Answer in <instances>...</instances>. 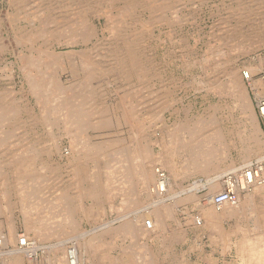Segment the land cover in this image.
<instances>
[{
  "label": "rangeland",
  "instance_id": "obj_1",
  "mask_svg": "<svg viewBox=\"0 0 264 264\" xmlns=\"http://www.w3.org/2000/svg\"><path fill=\"white\" fill-rule=\"evenodd\" d=\"M43 1L47 3V1L51 0H38V2ZM159 1L161 2L162 0H157L155 4V1L150 4L151 6L153 4L156 6ZM15 2L10 5L8 0H0V18L4 19H0V22L4 21L0 27V42L2 43V46H0L3 47V50L0 47V89L5 90L7 93L10 91L11 93L7 94L9 97L7 98L8 101L13 103L16 101L14 104L21 110L11 135L0 146V194H4L0 195V264H14L7 257L9 255L5 254L15 248L24 249L19 254L20 262L18 264H61L60 258L65 254L67 247V249L74 247L77 250L78 264H143L145 261L146 264H152L149 257L151 253H157L158 264H171L169 260L172 257L170 255L172 253L171 247L175 249V246L167 244V241L173 237L174 233L172 232L176 224L183 228L185 226L189 227L188 231H190L189 233L192 236V238H179L178 253L184 254L188 252V244L186 242H191V260L195 261L197 256L193 252L200 249V247H205L207 250L211 249V244L216 240L215 244L222 251L223 264H241L236 245L237 241L230 240V230L234 231L235 229L236 231L240 229L242 227L241 224L244 226L253 224L254 217L251 214H246L228 217L221 216L219 218L217 215L218 221L223 220L220 228L227 236L218 239L208 238L205 236L204 230H219L218 225L217 228H213L212 222L209 226H205L202 222V225L199 226L195 225L193 221V217L201 211L200 206L206 204L204 196L207 189L205 188H200L196 192L192 191L194 197L201 198L198 202L190 201L184 205L178 204L176 207H169L159 217L163 220L161 225L156 228L153 225L152 229H148L146 233L136 231L131 236L127 232L118 234L109 229L99 230L94 233L90 232L91 234L88 233L82 236H79L78 233L85 230L89 231V229L91 230L104 222L112 220V218L113 220L118 218L119 215L127 214L128 221L130 219L133 221L134 214H140L145 219L149 218L146 216L147 209L145 208L149 199L147 200L145 196L143 181L140 180L142 178V169L137 166L138 159L141 156L145 161L141 165L146 166L145 169L148 172H154L155 169L163 171L167 178L170 179L169 183L172 184L173 190H186V188L194 186V181H199L196 186H200L205 181L203 179H206L210 173H199L193 170V168L188 167L194 161L192 153L186 154L177 149L172 150V146L170 145L171 140L180 137V131L177 130V127L181 130L189 125L191 127L196 126L198 129L203 128V131L220 129L224 136L221 140L214 138L210 149L217 152L215 155L217 154L222 168H227L231 161L234 165L246 162L247 160L242 157V150L247 144L249 145L252 142L254 136L258 139L262 148H264V123L263 117L259 112V103L264 102V42H262L264 41V0H175L171 3L175 5L171 10H176V14L172 15L170 12L164 14L169 19L167 20L168 23L166 22L167 24L156 12L157 6L155 9L154 5L152 7L148 6L150 5L149 3L148 5H144L134 16L143 18L149 22L148 29H145V32H143L144 37H142L140 47H144L142 51H144L148 58L151 57L149 58L151 61H154H152V64L155 65V72H146L145 76L141 77L135 74L129 75L126 80L127 82L118 81L116 77L117 71L115 72V70L105 73L103 69H100L96 73L97 77L96 74H93L96 78L100 77L102 79L101 81L100 78L96 79L94 77L96 79H94V85L98 86L93 91L94 107L96 108H93L92 115L95 119H91L93 117H91L92 115L90 116L91 123L88 124L87 129L84 128L83 135L78 137V142L73 143L75 147L73 150L71 149V136L65 134L63 122H57L56 126L52 125L50 127V124L39 121V118H36L34 121L31 120V122L27 113L23 112V110H29L30 108L38 113V109H36L37 107L33 103L36 102L34 95L30 94L26 77L19 70L17 63V52L21 49L25 53V50L30 46L29 42L26 43V39H22L23 41L20 40V42L15 44L12 32L19 31V28L22 27V30L17 33L19 35L28 33L26 29H29L28 24L33 23L31 21L33 18L32 14L34 13L31 14V9H35L33 7L35 3L30 0H16ZM54 2L57 1L55 0ZM151 8L152 11L150 10ZM55 9L57 8L53 7V18L60 15V9ZM16 10L20 13L18 16L14 14ZM149 11L151 12L150 15H148ZM93 13V11L89 12V15L91 14L90 18L94 15ZM8 14L10 15L8 16ZM94 21L99 26V29H102V24L97 19H94ZM137 27L139 26L137 25ZM7 31H10L9 35L6 34ZM100 35L99 33L94 34L90 38L92 40L88 41L89 43L87 42L88 46L93 47L92 52L95 50L94 54L91 53L92 60L102 58L101 55L104 52L101 50V46L96 44L102 37ZM104 37L111 39L108 32ZM180 37L186 38L187 44L183 43L186 42L185 39L178 43V40L181 39ZM38 39L42 40L39 41ZM60 39L64 40L61 36H54L51 39L48 38L47 43H50L49 45L52 47L56 46V50L62 51L61 55L64 54L65 57H68L67 55L70 56L71 49L79 51L88 47L85 46V43H80V41H78L77 46H61L57 44L61 43L59 42L62 41ZM43 40L42 36L38 37L35 40L36 45H40ZM187 47L191 51H188ZM9 51H12V53ZM65 51H68V53ZM64 55L62 59H64ZM176 58L178 59L175 61ZM62 64L63 66L60 64L59 67H56V78L61 81L70 80V73L64 68L66 67V62L62 61ZM156 68H159L158 72H156ZM248 72L249 77L246 76ZM153 74L157 76L153 77ZM136 78L138 81H136ZM157 78L160 80L156 81ZM231 78L237 88L242 89L244 92L248 106L244 110L239 106V102H237L239 100L238 97L234 96V93L229 89L228 85ZM129 83L131 84L129 85ZM105 84L108 85L106 86ZM15 98L17 99L15 100ZM120 99H122L123 104ZM123 108H128V110H124ZM121 111L124 112L126 117H124ZM94 121H97L94 124L96 126L92 127ZM35 124L36 126L34 127ZM140 127L141 130L139 129ZM6 128L0 129V136L3 135ZM174 129L177 132L176 135L172 134L175 132L173 131ZM139 130L143 132H139ZM200 132L202 131L200 130ZM169 135H171V139ZM86 143L93 146L103 145L104 149L100 152L96 150L97 153L95 151L82 153V146ZM172 143L175 144L176 142ZM28 144L36 145L37 152L24 151V147ZM210 149L209 154L212 152ZM138 150L141 152L139 151L138 153ZM95 153L97 155L94 156ZM82 154L85 156H82ZM139 154L142 155L140 156ZM201 157H203V161L208 158L205 154ZM256 157L257 155L252 156L250 161H256ZM135 161L136 164L134 163ZM174 162L176 163V168L173 166ZM257 162L262 163L264 169V159L257 160ZM87 171H90L89 174ZM191 171L194 172L192 173ZM79 172H84V176ZM176 175L180 176L177 178V181L175 180ZM82 176L86 179L84 180ZM199 178L203 181L200 182ZM28 179L30 183L27 181ZM15 180H18V182ZM83 182H86V184H83ZM90 183L91 187H89ZM100 184L102 187H100ZM64 185L66 186L63 187ZM150 185V188L153 189L154 184ZM62 188L70 192L69 204L74 200V207L77 205L75 215L71 214L70 216L74 217L78 226V232L72 233L79 237L72 238L73 234L67 230L68 226H54L59 222L62 224L68 222L67 216L60 210L58 200H56L62 192ZM82 192L84 197H81ZM98 193L101 194L98 195ZM185 194H187V191H185ZM26 195L27 199L25 200L23 198ZM181 196L183 197L184 195ZM90 198L91 200L89 201ZM154 198L153 193L152 199ZM172 201L170 202L172 203ZM170 202L168 203L171 204ZM166 213L169 216L165 217ZM25 215L34 221L36 220V222H40V225L37 223L39 228L42 225L47 226L46 232H39L40 235H36L28 229L27 224H25ZM158 216L159 213L155 215L156 219H158ZM234 218L243 219V222L231 221ZM257 218L262 217L258 216ZM118 222L115 221L114 224L116 225ZM41 228L43 230V227ZM51 231L53 232L52 235H44V233H51ZM10 233L12 234V239L8 240ZM68 237L69 239L67 240ZM23 238L26 239V244L22 246L19 244V240ZM59 240L63 241L62 248L55 249V245L60 242ZM30 244L34 248L30 249L31 251L29 250ZM142 251L147 252L146 254L144 253L143 257H139ZM2 252L4 253L2 254ZM30 252L33 254L31 255ZM28 255L32 257L30 258ZM136 255H138V258ZM217 255L220 256L219 254ZM142 259L146 260L142 262ZM15 264L17 263L15 262Z\"/></svg>",
  "mask_w": 264,
  "mask_h": 264
},
{
  "label": "bare ground",
  "instance_id": "obj_2",
  "mask_svg": "<svg viewBox=\"0 0 264 264\" xmlns=\"http://www.w3.org/2000/svg\"><path fill=\"white\" fill-rule=\"evenodd\" d=\"M15 1L16 0H8V3L10 2L9 4L11 5ZM30 1H33L35 3V6L36 7L33 6L35 8L34 10H32L30 8L31 9V14L32 13H34V14H32L33 15L32 16L33 18H32V21H31L33 23L30 22L32 25L31 24H28L29 25V29H26L28 31V33H26L24 35H19L18 33H19V31L22 30L21 29L22 27L19 28V31H13L11 29V31H13L12 32V35H14L13 38L15 40V42H14L15 44L18 43V42H20V40H22V39H26L25 40L26 43L29 42V46H30V47L27 46L28 49L25 50L26 51L25 53H23V50H21V49L17 52V59H18V62L17 63H18L19 70L26 77L27 85H28V89L30 91V94L34 95V99H35L36 102H33V103H35V107H37L36 109H38V113H36L33 109H30V108H29V110H25V111L23 110V112L27 113V116L29 117L30 121L31 120L34 121V120H36V118L37 119L39 118V121L46 122V124H50L49 125L50 127H52V125H55L57 122H63V125L65 127L64 128L65 134L71 136V149L73 150V149H75L73 143L78 142V137L81 136V135H83L84 128L87 129L88 128V124L91 123V119H93V120L95 119L93 117V115H92L93 114V112H92L93 108H96V107H94L95 106V100L93 99V96H94L93 91H94V89L96 87H98V86L94 85V81L96 79H99L100 78V77L99 78H96L97 77V74L96 73L100 69H103L105 71V73L106 72H109L111 70L112 71L115 70V72L117 71V76L116 77H117L118 81H125V82H127L126 80L129 77V75L135 74V75L141 77V76H145V73L146 72H152V73L155 72V68H154L155 65L152 64V61L153 60L151 61L149 59L151 57L148 58V56L144 53V51H142V50H144V47L143 48L140 47V43H142L141 42L142 41V37H144L143 36V32H145V29H148L149 22H148V20H145L143 18L134 16V14L139 9L143 8L144 5H148V3L149 4L150 3L152 4L154 1H155L154 2V4H155L157 2V0H56L57 2H54L55 0H51V1H47V3H46V1L38 2V0H30ZM174 1L175 0H168V1L162 0L161 2L159 1V3L156 5L157 6V9H156V6L153 4L155 6L156 12H158L159 17H161L162 19L165 20V24L168 23L167 20H169V19L164 14H167L169 12L172 15L173 14H176V10H171L175 6V5L171 4ZM257 3H260V2H257ZM151 4L148 5V6H151ZM49 5H51V6L49 7ZM178 6H179V4H178ZM53 7L54 8H57V9H60V15H58V16L56 15L57 16L56 18H53ZM57 9H55V10H57ZM150 10L152 11V8ZM153 10H154V8H153ZM217 10H219V9H217ZM90 11H93L94 12L93 13L94 15L92 16V18H90V15L91 14L89 15V12ZM150 13L151 12L149 11L148 15H150ZM225 13H227V12H225ZM10 14H8V16ZM14 14H15V16L16 15L18 16V14H20V13H19L18 10H16L14 12ZM12 15H13V13H12ZM172 15H171V17H172ZM263 17H264V15H263ZM154 18H155V16H154ZM94 19H97L102 24V29H99V26H97V24L95 23ZM1 20H4V19L2 18ZM35 20H37L38 22L35 21ZM132 20H133V22H132ZM7 21H9V20H7ZM135 21H136V24L139 27H137V25L135 24ZM3 22L4 21L0 22V27L2 26V23ZM19 23L21 24V22H19ZM8 25H10V24H8ZM18 26H19V24H18ZM98 29H99V31H98ZM95 31L97 33L101 34L100 36H102L100 38V40L98 38L99 35H98V37L96 36L98 38V40L100 41V42L98 41L96 44H98L99 46H101V48H102L101 50L104 51L103 54L101 55L102 58H100L98 60H92L91 53H93L95 50L92 52V48L93 47H90V45L89 46L87 45V42L90 41V40H92L90 38H92V36H94V34H97ZM9 32L7 31L6 34L9 35ZM107 32H108L109 36L111 37V39H108V38H105L104 37V35ZM196 33H198V32H196ZM0 34H1V32H0ZM7 35H6V37H7ZM40 36H42V38H44V40H43V42L40 45H36L35 40H37V38L40 37ZM54 36H57V37L61 36V38L64 39V40L60 39V40H62V41H59L61 43H57L58 45H61V46L62 45L66 46V47H69V46L71 47L73 45L74 46H77L78 41H80V43L83 42V43H85V46H88V47H85V48H83L82 50H79V51H77V49H75L76 51H73V49H71L73 52L72 51L70 52V56L67 55L68 57H65V55L63 54L64 55V59H62V56H63V55H61V52L62 51L61 52L57 51L56 50V46L52 47L51 45H49L50 43L49 44L47 43L48 38L51 39ZM106 37H107V35H106ZM183 39L186 40V38H181L180 40H178L179 41L178 43H180L181 40H183ZM40 40H42V39H40ZM55 42H56V40H55ZM262 42H264V41H262ZM53 43H54V41H53ZM183 43L187 44V40H186V42H183ZM183 43H181V44H183ZM0 45L2 46V43L1 42H0ZM141 45H143V44H141ZM220 46H222V45H220ZM182 47H183V45H182ZM191 47H193V45H191ZM1 48L3 50V47H1ZM98 49H99V47H98ZM187 49H188V47H187ZM189 50L190 49H188V51ZM9 52L12 53V51H9ZM65 52L68 53V51H65ZM218 52H219V50H218ZM183 53H186V52H183ZM95 59H96V57H95ZM177 59L178 58H176L175 61ZM196 60H197V58H196ZM62 61H65L66 62V67H64V68H65V70L68 73H70V76H71L70 77V80H63V81H61L60 79H57L56 78L57 77L55 75V72L57 71L56 70V67H59L60 64H61V66H63ZM102 63H104V65H102ZM96 64L99 65V66H97ZM156 69H157L156 72H158V69L159 68H156ZM93 74H96V77ZM246 74H247L246 76L249 77V75H248L249 72L246 73ZM14 75H15V73H14ZM155 76H157V75H154L153 74V77H155ZM106 78H107V76H106ZM158 79L159 78H157L156 81H158ZM218 80H220V79H218ZM101 81H102V79H101ZM136 81H138L137 78H136ZM176 81H178V80L176 79ZM169 82H171V81H169ZM113 83H115V82H113ZM198 83H199V81H198ZM101 84H103V83H101ZM101 84H99V85H101ZM130 84L131 83H129V85ZM166 85H168V84H166ZM131 86H133V85H131ZM228 86H229L230 91H232L234 93V96L236 95L238 97L239 100H237V102H239V106L243 110L246 109L248 106H247V102H246V98L244 96L243 90L237 88V86L233 82V79L232 78L230 79V82H229V85ZM215 87H217V86H215ZM97 89H100V88H97ZM101 90H102V88H101ZM101 90H99V91H101ZM195 90H199V89H195ZM8 93L5 90L0 89V129L3 128V127H7L4 130L3 135L0 136V146L3 145V142L6 141L5 139H7L11 135L12 130L15 128L16 120H18L17 118H18V115L20 114L19 112H21V110L14 104V103H16V101L14 103L11 102V101H8V99H7V98H9L8 97V95H9ZM221 94H223V93H221ZM125 95H126V93H125ZM155 95H156V93H155ZM121 96H123V95H121ZM121 96H119V97H121ZM217 96H219V95H217ZM104 98H105V96H104ZM16 99L17 98H15V100ZM100 99H103V98H100ZM120 101H121V103L123 102L122 99H120ZM155 101H153V102H155ZM97 103H99V102H97ZM20 105H22V104H20ZM24 105H26V104H24ZM117 106H119V105H117ZM117 106H115V107H117ZM26 107H27V105H26ZM22 108H24V106H22ZM125 109L128 110V108H125ZM121 112L123 113L124 117H126L125 114H124V112L123 111H121ZM259 112L261 113V115L263 117V123H264V102L259 103ZM96 113L98 114V112H96ZM90 116L93 117V118L90 119ZM104 116H103V118H104ZM25 117H26V114H25ZM20 122H18V123H20ZM96 122L97 121H94L93 122V125ZM93 125H92V127H95L96 126V125H94V126ZM35 126H36V124L34 125V127ZM169 127H171V126H169ZM139 129L141 130V127ZM33 130H34V128H33ZM140 130H139V132H143V131H140ZM177 130L180 131V137L181 138L180 137L179 138H173L171 140L172 142H176L175 144L172 143V142L170 143V145L172 146L171 147L172 150L177 149L178 151H181V152L186 153V154H188L189 152L192 153L193 154L192 156H194L193 159H194L195 162L192 161V163H190L188 167L193 168V170H195V171H197L199 173H203V174L204 173L205 174L210 173V175H208L206 179H203L205 181L202 182L203 180L202 179L200 180V178H199L200 182H202V184L200 186H196V184L199 181L192 180V181H194V184H193L194 186L191 187L189 185L190 188H188V189L186 188V190L185 189H182V190H179V191L173 190L174 188L171 187L172 184L169 183V179L168 178H166V180L159 179L158 173L156 172L157 169H155L154 172H148L147 169H145L146 166L144 167V165H141L142 163H145V161L142 159V156H141L142 154H139L141 156V158L138 159L137 166L142 169L141 170L142 178H140V180L143 181L145 196L147 197V200L149 199L148 200L149 201L148 204L145 206V208L147 209L146 216H148L149 218L148 219H145L140 214H134L133 221H132V219H130L132 221L131 222L130 220L128 221L127 214H124L122 216L119 215L120 217L117 215L118 218H116L114 220L112 218V220H109L107 222H104V223L96 226L95 228H92L91 230L89 229V231H86L85 230V231H83L81 233H78L79 236L87 235L90 232L94 233V232L99 231V230L101 231L103 229L104 230H108L109 229L110 231L113 230L114 232H116L118 234L121 233V232L122 233H124V232L126 233L127 232V233H129L131 235V234L135 233L136 231H142L143 233H146V231L148 229L149 230L152 229L153 225L155 226L154 228L159 227L161 225V223L163 222V220H161V218H159V217L162 214H164V212L166 210H168L169 207H172V206L173 207H176L178 204H183L184 205V204H187V202H190V201H197L198 202V200H200L201 198L200 197L199 198H196L192 194H193V192H196V190H199L200 188L207 189V191L205 193V196H204V201H206V204L201 205L200 206L201 207L200 208L201 211L198 213V215H195L193 217V221H194L195 225H199L200 226V225H202V222H203L205 226H207V225L209 226V223L212 222L213 223V228H216L217 225L219 224L218 223L219 222L218 221L219 219L216 218L217 215H218L219 218L221 216H223V217L227 216L228 217V216L239 215V214L240 215H246L244 213V209L242 208L243 206H241V203H242L241 201H242V197H243L242 195H244V193H245L244 197H247L255 189H259L260 187L264 186L263 185V182L264 181L258 182L257 178H254V174L251 171L244 173L243 170L240 169V168H243V167H247L252 162V160L250 161V158L252 156L257 155V157H256L257 160H263L264 159V148H262V145L259 144L260 142L258 141V139L254 136L253 137L254 139H252V142L249 143V145L247 144V146L243 148V150H242V157H244V159L247 160L246 162L244 161L240 165H238V164L237 165H234V163L231 161L230 164H228L227 168H222L221 167V162H220V160H218L217 154L215 155V153H217V152H214L213 150L210 149V147L212 146L211 144L213 143L212 140L214 138L217 139V140H221L223 138L224 135L222 134V132H221L220 129H216V130L214 129L212 131H205V130L203 131V128L202 129H200V128L198 129L196 126H192L191 127L189 125V126L184 127L182 130L177 127ZM200 130L202 132H200ZM173 131H175V129ZM85 134H86V132H85ZM172 134H175L176 135L177 132L175 131ZM171 135H169V138L170 139H171V137H170ZM172 136H174V135H172ZM117 139H118V137H117ZM168 141H169V139H168ZM242 141L245 143L244 140H242ZM246 143H247V141H246ZM9 146H10V144H9ZM35 146L32 145V144H28L26 147H24L23 150L24 151H27V152H31V151L37 152V150H36L37 147L35 148ZM103 149H104V146L103 145L93 146L91 144L89 145L88 143H86V144H84L82 146V153L83 152L84 153H87L89 151H95L97 153V151L100 152L101 150L103 151ZM209 149H210V151H212L211 154H209ZM106 150H108V149H106ZM139 151L140 150H138V153H139ZM17 153L19 154V152H17ZM96 153L94 154V156L97 155ZM89 154H91V153H89ZM204 154L208 156V158H206L205 161H203L202 160L203 157H201ZM38 155H39V153H38ZM82 156H85V155L82 154ZM90 157H93V156H90ZM40 158H42V157H40ZM37 159H39V157H37ZM95 160H96V158H95ZM41 162H42V160H41ZM76 163H78V162L76 161ZM134 163L136 164V161ZM14 164H15V162H14ZM175 165H176V163H175ZM7 166H5V167H7ZM72 167H74V166H72ZM14 169L16 170L15 167H14ZM237 169H240V171L238 170L239 172H238L237 176L239 177L241 183H243L245 181V179L247 180V178L248 179L255 180V181L253 182V184L243 194L242 193L238 194V196L236 198V201L234 203H228V202H222L220 204L216 203L214 201L213 197H214L215 194H217L219 191H221L223 189L224 185L228 181V179H227V181L224 179L225 176H226V174L229 173L230 171L237 170ZM11 171H12V168H11ZM151 171H152V169H151ZM4 172H5V170H4ZM89 172H88V174H89ZM9 173H11V172H9ZM79 173H82V172H79ZM83 173H82V175L84 176ZM182 174L183 175H186L184 173H182ZM187 174H190V173H187ZM72 176L74 177V175H72ZM263 176H264V169H263ZM85 177H87V176H85ZM31 179H33V178H31ZM85 179L86 178H84V180ZM15 181L18 182V180H15ZM27 181L30 183V180L29 179ZM101 181H103V180H101ZM83 184H86V182L85 183L83 182ZM87 184H89V183H87ZM150 184H154L153 185V189L150 188V186H151ZM72 185H73V183H72ZM65 186L66 185H64L63 187H65ZM104 186H105V184H104ZM160 186L162 187V189L164 190V192H160L159 191L160 190ZM84 187H85V185H84ZM89 187H91V183H90V186ZM100 187H102L101 184H100ZM67 189H69V188H67ZM93 189H94V187H93ZM89 190H90V188H89ZM98 190H99V188H98ZM101 190H102V188H101ZM185 191H187V194H185ZM153 193H154V196H155L154 199H152V194ZM81 194L83 195V192ZM100 194L98 193V195H100ZM0 195H4V194H0ZM82 195H81V197H84V195L83 196ZM181 195H184V196L182 197ZM69 197H70V192L67 191L66 189L62 188V192L60 193V195L58 196V198L56 200H58V204H59L60 210L65 214V216H67L68 222H66L65 224H62V223L59 222L58 224H55L54 226L55 227H57V226L58 227H66V226H68L69 229L67 228V230L69 231V233H72V232L77 233L78 232L77 223H76L74 217L70 216L71 214H74L75 213V210H76V206L77 205H75V207H74V205H73L74 200L73 199H72L73 202H71V204H69V200H70ZM97 197H95V198H97ZM1 199H2V197H1ZM23 199L26 200L27 199V195ZM83 200H84V198H83ZM90 200H91V198L89 199V201ZM180 200H182V201H180ZM170 201H172V203ZM177 201L178 202L180 201V202L178 203ZM168 202H170L171 204H169ZM69 205H70V207H69ZM78 209H79V207H78ZM4 210H6V209H4ZM97 210H98V208H97ZM157 213H159L158 219H156V217H155V215H157ZM7 214H8V212H7ZM166 214L167 215H164L165 217L169 216L168 213H166ZM25 216H26V221H25L26 223L25 224H27V228L28 229H30L31 231H33L36 235H40L39 232H42V233H43V231L46 232L47 226L42 225L41 226V227H43V230H42L41 227L40 228L38 227L41 224L40 222H38V221L36 222V220L34 221L33 219L28 218L27 215H25ZM24 220H25V218H24ZM115 221H119V222L115 225L114 224ZM37 223L39 225H37ZM241 225H242V227L240 228V230H242V231L248 230V227L247 226H244L243 224H241ZM64 229H66V228H64ZM46 234L52 235L53 232L51 231V233H44V235H46ZM75 235L76 234H73L72 238L78 236V235L77 236H75ZM67 236H68V234H67ZM131 236H133V235H131ZM11 237H12V234L10 233L8 240H11L12 239ZM68 239H69V237L67 238V240ZM59 241L60 242H58L55 245V249L62 248L63 241L62 240H59ZM52 245H54V244H52ZM236 245H237V250H238L239 256L241 258L242 264H264V236H256L255 238L250 237V236L249 237L246 236L240 242H237ZM30 247H32V245ZM30 247H29V250L30 249H34L33 247L32 248H30ZM37 247H39V246H37ZM82 247H84V246H82ZM67 248L65 250V254H63V256H61V258H60V260L62 261V263L63 264H78L77 262H79V261H77V260H79V258L77 256V252H76L77 250L74 247H72V248L70 247V249H67ZM223 249H225V248H223ZM23 250L24 249H22V248H15L11 252H9L10 250L9 251L6 250V251H8V253L5 254V255H9L7 257L10 258L11 261L14 262V264H15V262L18 264L20 262V255L19 254L22 253ZM32 252L34 253V251H32ZM32 252H30L31 255L33 254ZM146 252L147 251H142L141 254L139 255V257H143L144 253L146 254ZM3 253L4 252H2V254ZM27 254H29V253H27ZM244 255H246V256H244ZM28 256L30 257V255H28ZM95 256H96V254H95ZM136 257L138 258V255H136ZM71 258H74L76 260V263L74 261L72 262L71 261ZM145 260L142 259V262H144ZM144 264H146V261L144 262Z\"/></svg>",
  "mask_w": 264,
  "mask_h": 264
},
{
  "label": "crops",
  "instance_id": "obj_3",
  "mask_svg": "<svg viewBox=\"0 0 264 264\" xmlns=\"http://www.w3.org/2000/svg\"><path fill=\"white\" fill-rule=\"evenodd\" d=\"M174 168H176L175 163H173ZM179 177V175H176V181L177 178ZM170 181V179H169ZM245 195V194H244ZM244 195H242V203L241 206H243L242 208L244 209V213L249 215H253L252 217H254L253 219V224L251 225H247L248 230H246L245 232L238 229L234 231L231 229L230 230V240L233 241H237L240 242L243 238H245L246 236H250L255 238L256 236H264V186L260 187L259 189H255L253 192H251L249 194V196L244 197ZM240 215V214H239ZM262 217V218H257V217ZM238 217V216H237ZM223 220L219 221L218 224V228L219 230H214V231H208V230H204V234L205 236H207L208 238H214V239H218L221 237H225L227 236V234L223 233V231L221 230V223ZM231 221H237V222H243V219H231ZM211 224V222L209 223V225ZM187 226H185V228L179 226V225H175V227L173 228V232L174 235L171 239H169V241H167V244H172L171 247L172 249V253L170 255H172L171 258H169V260L171 261V264H223L224 261L222 260L221 257V252L219 250V246H217L216 240H214L215 242L212 243L211 245V249L207 250L205 247H200V249L195 250L193 253L196 254L197 258L195 259V261L191 260V250H190V246H191V242H186V244H188L187 248H188V252L186 253H178V243L180 241L179 238H192V236L190 235V231H188ZM217 228V227H216ZM184 242V241H183ZM165 244V245H167ZM221 249V247H220ZM217 254H219L220 256H218ZM150 260L152 262V264H158V255L157 253H151L150 254ZM241 259V258H239ZM127 260V259H126ZM241 261V260H240ZM144 264V263H143ZM170 264V263H169ZM242 264V262H241Z\"/></svg>",
  "mask_w": 264,
  "mask_h": 264
},
{
  "label": "built area",
  "instance_id": "obj_4",
  "mask_svg": "<svg viewBox=\"0 0 264 264\" xmlns=\"http://www.w3.org/2000/svg\"><path fill=\"white\" fill-rule=\"evenodd\" d=\"M240 169L243 170L244 173L251 171L254 174V178H257L258 182L264 181L262 163L254 161V162H251L247 167H243ZM240 169L230 171L229 173L226 174L224 179L226 181L228 179V181L224 185L223 189L219 191L217 194H215L213 197L216 203L218 204L222 202L234 203L236 201L238 194L245 192L253 184L255 180L248 179V178L247 180L245 179L243 183H241L239 177L237 176ZM157 173H158L159 179L166 180L167 177L163 173V171L157 170ZM159 191L164 192L161 186H160ZM19 244L22 246L25 245L26 239L25 238L20 239ZM71 261L75 262V259L71 258Z\"/></svg>",
  "mask_w": 264,
  "mask_h": 264
}]
</instances>
